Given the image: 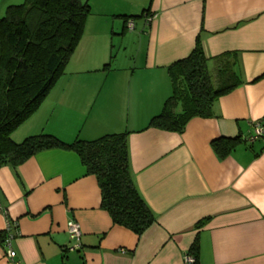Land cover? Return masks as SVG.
I'll use <instances>...</instances> for the list:
<instances>
[{"label": "crops", "instance_id": "1", "mask_svg": "<svg viewBox=\"0 0 264 264\" xmlns=\"http://www.w3.org/2000/svg\"><path fill=\"white\" fill-rule=\"evenodd\" d=\"M112 1L99 3L105 18L84 32L61 76L68 78L11 138L46 133L71 143L128 132L130 170L156 222L142 235L115 224L79 156L41 150L0 167V232L9 224L14 236L13 257L0 243V264H184L196 239L195 264H264V133L250 139L258 124L264 129V0H148L139 16L128 13L132 0H116L115 9ZM16 2L0 0V17ZM109 25L128 65L91 60L97 27ZM198 35L214 83L236 61L242 83L181 133L145 128L171 94L167 68L191 53ZM236 136L243 141L228 156L214 151L213 140ZM69 221L82 232L74 251Z\"/></svg>", "mask_w": 264, "mask_h": 264}, {"label": "trees", "instance_id": "2", "mask_svg": "<svg viewBox=\"0 0 264 264\" xmlns=\"http://www.w3.org/2000/svg\"><path fill=\"white\" fill-rule=\"evenodd\" d=\"M90 14V5L82 0H25L8 6L5 15L0 17V167H17L45 149L73 151L86 173L96 176L101 207L113 222L142 235L156 222V216L134 182L128 132L71 143L46 133L29 136L21 142L11 138L12 132L39 108L64 74ZM121 17L127 21L138 16ZM208 63L198 35L191 53L167 68L171 94L145 128L181 133L191 118L213 115L217 100L242 80L233 70L236 61L222 66L218 70V83H214ZM242 141L240 136L221 137L211 145L223 158ZM5 237L0 232V243L4 244ZM189 252L197 254V239Z\"/></svg>", "mask_w": 264, "mask_h": 264}, {"label": "rangeland", "instance_id": "3", "mask_svg": "<svg viewBox=\"0 0 264 264\" xmlns=\"http://www.w3.org/2000/svg\"><path fill=\"white\" fill-rule=\"evenodd\" d=\"M25 0H19V2H16L17 4H22L24 3ZM82 1H88L89 0H82ZM96 1V4H95ZM114 1V2H113ZM111 3V6L114 7V9L116 8L115 6L117 5L116 0H113ZM134 1V2H132ZM131 3H129L130 6H127V8L129 9L128 13H131V15H138L141 13V11L143 10V7H145L146 3L148 2V0H132ZM91 3H93L92 5L94 6V8L91 9V14L88 16L86 23H85V29L84 32H86V34L88 35V32L91 30L92 28L94 29V27H96L97 22L98 21H94V20H100L101 18H105L103 15H100L98 13V10H100L101 5L99 4L101 2V0H90ZM128 4V3H127ZM105 10V9H103ZM108 11H112L111 9H108ZM96 18H100V19H96ZM132 20H137L139 21V18H132ZM102 23V22H101ZM99 29L98 35H97V42L95 44L94 48V52L92 53L94 56H91V60H95L98 61L101 64H109L110 65H128L129 64V60L126 56V54L123 52V49H121V42L120 39H116V38H111V25H109L107 28H101L103 30H100V27H97ZM88 31V32H87ZM118 31V30H117ZM83 34L79 44L77 45L76 49L78 48V46H82L80 45L81 42L83 40H87V35ZM81 48V47H79ZM123 48V47H122ZM75 49V51H76ZM79 50L77 49V54H79ZM74 51V52H75ZM74 54V53H73ZM72 54V55H73ZM93 62V61H92ZM103 64V65H104ZM71 69L68 68L67 70ZM62 77L59 78V80ZM68 77H64L61 80L67 79Z\"/></svg>", "mask_w": 264, "mask_h": 264}, {"label": "built area", "instance_id": "4", "mask_svg": "<svg viewBox=\"0 0 264 264\" xmlns=\"http://www.w3.org/2000/svg\"><path fill=\"white\" fill-rule=\"evenodd\" d=\"M134 27V23L130 22L128 24V28L132 29ZM262 133H264V129H262L261 125H257L255 128V133L254 136L250 137L251 140L255 139L256 137L262 135ZM10 225L8 224L7 227V232H6V237H5V241H4V245L7 248V255L9 257H13V251L11 248V240L13 239V234H11L9 232L10 230ZM67 231L68 234L70 236L71 239V245L69 246V250L74 251L79 249L80 247V238H81V229H80V225L75 222V221H69L68 225H67ZM183 263L184 264H194L195 263V258L194 256L190 253V252H186L183 256Z\"/></svg>", "mask_w": 264, "mask_h": 264}]
</instances>
